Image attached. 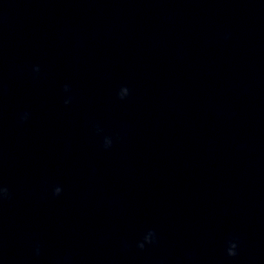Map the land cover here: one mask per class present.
<instances>
[{
    "label": "water",
    "instance_id": "obj_1",
    "mask_svg": "<svg viewBox=\"0 0 264 264\" xmlns=\"http://www.w3.org/2000/svg\"><path fill=\"white\" fill-rule=\"evenodd\" d=\"M5 188L0 264H264V0H0Z\"/></svg>",
    "mask_w": 264,
    "mask_h": 264
},
{
    "label": "clouds",
    "instance_id": "obj_2",
    "mask_svg": "<svg viewBox=\"0 0 264 264\" xmlns=\"http://www.w3.org/2000/svg\"><path fill=\"white\" fill-rule=\"evenodd\" d=\"M37 71H38V69H37ZM123 89H124V92L127 94L128 89L127 88H123ZM123 97L124 96H121V98H123ZM0 191H2L4 194H7L8 190L5 188V189H0ZM60 192H61L60 187H56L54 189V194L59 195ZM143 246H144L143 244L140 245L141 248H143ZM236 247H237V245L235 243L230 244V247L228 248V255L229 256H235L236 255V251H235Z\"/></svg>",
    "mask_w": 264,
    "mask_h": 264
}]
</instances>
